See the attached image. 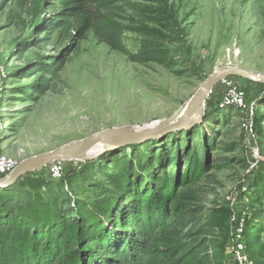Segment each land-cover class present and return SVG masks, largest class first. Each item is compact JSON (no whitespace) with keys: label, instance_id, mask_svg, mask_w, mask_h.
I'll use <instances>...</instances> for the list:
<instances>
[{"label":"rangeland","instance_id":"1","mask_svg":"<svg viewBox=\"0 0 264 264\" xmlns=\"http://www.w3.org/2000/svg\"><path fill=\"white\" fill-rule=\"evenodd\" d=\"M170 2L190 32L173 69L132 62L93 31L76 40L74 32L45 29L46 19L61 8L55 0H0V157L16 162L10 172L26 158L112 126L155 131L182 110L169 120L179 122L192 96L223 66L264 75V0ZM125 12L121 21L128 27L133 13ZM123 41L136 51L141 37L128 28ZM46 78L48 89L37 93ZM225 79L204 99L206 114L199 123L82 159L58 158L28 173L59 182L73 168L91 165L96 183L126 159L132 178L170 170L180 180L191 149L204 161L205 173L197 184L177 186L187 210L172 228L186 249L202 243L201 253L213 262L221 252L228 264H243L242 229L252 211L264 209V200L258 203L254 195L264 177V83ZM225 208L232 217L222 228L213 225Z\"/></svg>","mask_w":264,"mask_h":264},{"label":"trees","instance_id":"2","mask_svg":"<svg viewBox=\"0 0 264 264\" xmlns=\"http://www.w3.org/2000/svg\"><path fill=\"white\" fill-rule=\"evenodd\" d=\"M55 1L61 8L46 19L45 29L74 32L76 40L93 31L132 62L179 66V49L190 32L170 0ZM125 9L133 13L128 27L121 21ZM128 28L141 37L136 51L124 44ZM48 82L42 80L37 93H45ZM187 158L180 180L170 170L132 178L126 159H119L116 172L96 183L91 165L73 168L59 182L41 173L22 175L15 185L0 190V264H228L221 252L214 262L202 254V243L186 249L172 228L187 210L177 186L197 184L205 173L204 161L191 149ZM254 193L261 203L264 177ZM219 212L213 225L222 228L233 214L226 208ZM252 212L242 229V252L252 264H264V209Z\"/></svg>","mask_w":264,"mask_h":264},{"label":"water","instance_id":"3","mask_svg":"<svg viewBox=\"0 0 264 264\" xmlns=\"http://www.w3.org/2000/svg\"><path fill=\"white\" fill-rule=\"evenodd\" d=\"M227 76L244 77L254 82L264 83V75L256 74L242 67H226L223 66L219 71L210 75L200 87V89L189 100L185 109V115L179 122L173 123L169 121L171 118L179 115V111L168 119V124L155 131L137 132L138 129L134 125L112 126L100 130L93 135L87 136L82 140L76 141V146L58 147L52 151L32 156L21 161L18 167L12 172L0 174V188L13 185L23 174L39 170L40 167L52 162L53 160L66 159H82L91 154L92 149L101 140L112 142V146H129L131 144L141 143L150 137H158L167 134L170 131L183 129L199 123L205 116L204 99L212 91L214 86Z\"/></svg>","mask_w":264,"mask_h":264},{"label":"built area","instance_id":"4","mask_svg":"<svg viewBox=\"0 0 264 264\" xmlns=\"http://www.w3.org/2000/svg\"><path fill=\"white\" fill-rule=\"evenodd\" d=\"M224 81H227V79H222ZM16 162H14L13 160L11 159H7L5 157H0V174H3L5 172H9V170H11V166H9L10 164H15ZM239 248L241 249V252H240V257H243L241 260L243 262V264H252L251 261H249L247 259V256H245L243 253H242V245H239Z\"/></svg>","mask_w":264,"mask_h":264},{"label":"bare ground","instance_id":"5","mask_svg":"<svg viewBox=\"0 0 264 264\" xmlns=\"http://www.w3.org/2000/svg\"><path fill=\"white\" fill-rule=\"evenodd\" d=\"M182 112L183 111L180 110L178 116H180L181 114H183ZM111 144H112V142L109 141V139L108 140L107 139L106 140H101V141H99V143H97L95 145V147L92 149L91 153H95V152L97 153V152H100V150H102V149L109 148L110 146H112ZM73 146H76V144H74ZM68 147H71V145L68 146Z\"/></svg>","mask_w":264,"mask_h":264}]
</instances>
